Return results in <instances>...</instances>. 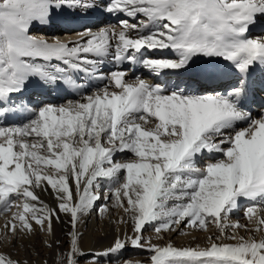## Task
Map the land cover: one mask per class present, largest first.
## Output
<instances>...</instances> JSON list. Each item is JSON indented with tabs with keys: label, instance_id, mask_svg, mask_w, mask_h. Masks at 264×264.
Here are the masks:
<instances>
[{
	"label": "snow or ice",
	"instance_id": "snow-or-ice-1",
	"mask_svg": "<svg viewBox=\"0 0 264 264\" xmlns=\"http://www.w3.org/2000/svg\"><path fill=\"white\" fill-rule=\"evenodd\" d=\"M105 14L127 18L90 26ZM57 22L83 24L80 39L33 34ZM109 54L117 65L182 80L169 88L127 79L123 69L105 75L97 58ZM257 70L264 72V0H0V216L8 217L0 264H32L4 247L27 252L24 241L53 236L61 213L72 230L55 264H143L121 259L129 246L149 252V264H264V237L239 234L264 233V111L249 106ZM84 77L104 84L89 79L85 90ZM59 85L79 98L26 97L33 86ZM124 152L131 158L117 161ZM101 180L110 195H101ZM38 189L51 191L56 207ZM109 199L131 220V234L90 251L78 225L94 211L109 218L98 203ZM244 202L248 224L232 221ZM182 224L217 233L205 246L181 247L144 235L151 227L162 240Z\"/></svg>",
	"mask_w": 264,
	"mask_h": 264
},
{
	"label": "bare ground",
	"instance_id": "bare-ground-1",
	"mask_svg": "<svg viewBox=\"0 0 264 264\" xmlns=\"http://www.w3.org/2000/svg\"><path fill=\"white\" fill-rule=\"evenodd\" d=\"M121 18H127V17H121L119 15L116 16H110V15H103L100 17V20L98 23L95 25H90L93 26L94 29L101 27V26H107V25H115L119 27L118 21ZM130 22H135L134 20H130ZM57 23H63V22H57ZM54 24L51 29H48V27L44 28L42 31H37L34 32L33 34L36 35H43V36H48L47 33H54V34H68L72 32H77L81 31L83 29L79 27V25H73L69 26L65 23V25H57ZM262 31V29H256L254 34H259ZM133 36L136 35L135 32L132 33ZM150 56H160V53H149ZM164 57L167 58H176V56L172 52H168L165 50L163 53ZM89 58H92L91 56ZM97 59H102V66L107 62V68L102 69L103 73L107 75L110 73V71L113 70H127L128 75L127 79H132L136 76H139L145 80H147L149 83L152 84H165L169 88H172L175 86L174 83H170L169 81L171 80L170 75L164 76L161 75L160 77H157L153 74H150L148 71L144 70L143 68H140L136 65H130L129 63L125 62L123 65H117L112 57V54H109V56L104 57V58H97ZM99 67V65H98ZM170 77V78H169ZM91 79L92 84L95 85L96 87L103 86L104 81H98L94 77L89 78V77H84V80L86 82L85 84V90H88V84L87 81ZM161 79V80H157ZM33 89L36 88V86L32 87ZM42 89V88H40ZM49 93H60L59 97H47L46 99L42 101L35 102L34 104H40V103H53V104H61L69 100H76L79 98L78 93H74L72 91L66 90L63 85L57 86L56 89H47ZM197 91H202V90H197ZM35 94L37 93H33ZM257 94H259L257 96ZM264 95V90H257V92L254 93L251 101H250V108L253 112V114H257L261 111H264V101H261V98ZM21 121L18 119H10L7 121L8 125H16L19 124ZM3 122H0L2 124ZM131 158V154L128 152L124 153H117L115 159L117 161H123ZM111 186L109 181L106 180H101L100 181V188L99 191L101 195H110L109 193V187ZM39 192L41 200H43L45 203L49 204L51 207H56V200L54 198V194L51 191L43 192L40 191L39 189L37 190ZM102 204H107L111 210V215L109 218H103L100 216L98 211H94L90 216H86L83 218V220L80 222L78 225L79 232L83 234V244L86 249L90 251H96V252H102L104 251L114 240V238L117 235H121L123 233H128L129 235L131 234L132 230V222L129 220L125 214L122 212V210L118 209L115 207L114 200L109 199V200H102ZM247 202H244L241 204V207L236 211L234 215L231 216L232 221H239L242 224H248V221L244 218V209H245V204ZM120 217H124V219L127 221V223H118V219ZM7 216H0V228H3L5 224V220L7 219ZM69 220V217L63 213L60 214V222H54L53 227H54V235L49 236L46 233H39L36 237L32 238V240L29 241H24L25 244H28V250L27 252L24 251L23 246H18L17 248L13 249L10 248L9 246H5L4 250L5 251H11L14 257L20 258V259H29L32 264H37V262L42 261V260H47L48 264H55L56 261V254L59 252V247L66 245L69 247V242H70V237L68 236V233L72 230L70 225L68 224V231L64 227V223ZM186 230H190V228L185 227L183 224L180 226V229L177 231L170 232L169 234H172V237L174 234L178 232H183ZM191 230H197V229H191ZM210 230L207 235H203L202 233L199 235L201 240V243H205L208 239L209 236H215L217 233V229L214 226H210ZM229 233L232 232V229L228 230ZM205 232V231H203ZM168 234V233H165ZM164 234V238L162 240H157L156 239V234L154 230L149 227L144 235L146 237H152L154 243H160L164 244L165 242H168ZM240 235L242 236H247V235H255L257 239H260L261 237H264V233L260 232H255V233H247L243 229L240 230L239 232ZM198 236V235H197ZM44 240H48L50 243L53 244L52 248L46 247L42 242ZM199 242V241H198ZM229 243H233L234 241H227ZM181 246H196L198 245L197 242H191V240L188 241H182L180 242ZM149 253V252H148ZM148 257H145L144 264H149ZM108 258H105V260L101 261V264H106ZM122 259V257H121ZM143 261V260H142ZM112 264H115V259L112 258Z\"/></svg>",
	"mask_w": 264,
	"mask_h": 264
},
{
	"label": "rangeland",
	"instance_id": "rangeland-1",
	"mask_svg": "<svg viewBox=\"0 0 264 264\" xmlns=\"http://www.w3.org/2000/svg\"><path fill=\"white\" fill-rule=\"evenodd\" d=\"M259 94H257L258 96ZM262 101V100H261ZM64 227L66 228V230L68 231V223L65 222L64 223ZM210 230H208L207 232H209ZM207 232H203L200 230H186L183 232H178L176 234L173 235L172 234H165V237L167 239L168 242H171L172 244H174L177 247H181L180 242L182 241H188L191 240V242H197L198 245L200 246H205L206 244L209 243V240L207 239V241L205 243H201L200 240V234L202 233L203 235H207ZM198 235V236H197ZM199 241V242H198ZM68 250V246L63 245L59 247V252L60 251H67ZM151 254L148 253L145 250L142 249H137V248H133L131 246L127 247L124 251H123V255H122V259L125 258H130L134 261H142L143 260V264L145 263L146 260H144L145 257L150 256ZM115 259V257H113ZM148 264V263H147Z\"/></svg>",
	"mask_w": 264,
	"mask_h": 264
}]
</instances>
